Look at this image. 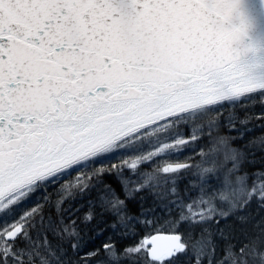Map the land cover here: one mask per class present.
I'll list each match as a JSON object with an SVG mask.
<instances>
[{"label": "snow or ice", "instance_id": "obj_1", "mask_svg": "<svg viewBox=\"0 0 264 264\" xmlns=\"http://www.w3.org/2000/svg\"><path fill=\"white\" fill-rule=\"evenodd\" d=\"M240 0H0V264H264V62Z\"/></svg>", "mask_w": 264, "mask_h": 264}, {"label": "water", "instance_id": "obj_2", "mask_svg": "<svg viewBox=\"0 0 264 264\" xmlns=\"http://www.w3.org/2000/svg\"><path fill=\"white\" fill-rule=\"evenodd\" d=\"M240 3L241 12L248 24L249 43L257 49L250 59L264 62V0H240Z\"/></svg>", "mask_w": 264, "mask_h": 264}]
</instances>
